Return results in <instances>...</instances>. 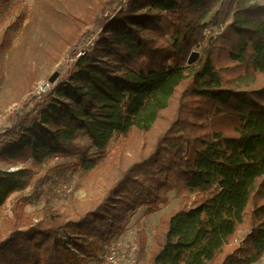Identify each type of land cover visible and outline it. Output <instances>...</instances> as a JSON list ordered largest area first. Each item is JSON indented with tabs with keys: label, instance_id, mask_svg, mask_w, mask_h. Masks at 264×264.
I'll use <instances>...</instances> for the list:
<instances>
[{
	"label": "trees",
	"instance_id": "obj_1",
	"mask_svg": "<svg viewBox=\"0 0 264 264\" xmlns=\"http://www.w3.org/2000/svg\"><path fill=\"white\" fill-rule=\"evenodd\" d=\"M12 1L0 0V17ZM105 10L94 44L6 115L0 136L11 140L0 157L44 171L0 170V208L14 192L32 186L39 196L57 175L95 169L118 136L160 132L90 210L48 211L11 229L0 264L96 261L130 215L157 211L169 191L192 203L162 215L150 243L137 229L134 264L256 261L264 251V0H109ZM24 19L7 27L17 31Z\"/></svg>",
	"mask_w": 264,
	"mask_h": 264
},
{
	"label": "rangeland",
	"instance_id": "obj_2",
	"mask_svg": "<svg viewBox=\"0 0 264 264\" xmlns=\"http://www.w3.org/2000/svg\"><path fill=\"white\" fill-rule=\"evenodd\" d=\"M108 1H12L7 14L0 17V127L6 124V115L29 94H38L51 87L48 77L52 73L57 72L55 80L58 79L71 68L84 49L94 44L99 33L97 17L106 11ZM22 13L25 19L19 30L7 27ZM229 18L230 13L227 12L225 21ZM192 51L199 53V48ZM45 84L46 89H42ZM159 132L160 128L154 127L147 133L131 131L127 136H118L111 141L109 158L101 165L90 171L76 169L57 175L39 196H35L32 186L22 192L12 193L0 208V239L13 228L21 229L28 223L44 220V213L48 211L56 210L65 218H75L90 210L123 170L148 154ZM10 138L0 136V150ZM80 142L88 144L85 138H81ZM54 160L51 158L50 164ZM32 166L31 159L10 162L0 157V170L28 167L33 169L34 176L44 171V164ZM191 203L192 195L186 197L169 191L168 202L157 211L147 213L145 207H140L130 215L124 232L108 243L103 251L112 244L118 264H134L137 229H143L150 243L153 230L162 215L171 214ZM94 262L87 260L84 264ZM137 264L149 262L145 258ZM250 264H264V251Z\"/></svg>",
	"mask_w": 264,
	"mask_h": 264
},
{
	"label": "built area",
	"instance_id": "obj_3",
	"mask_svg": "<svg viewBox=\"0 0 264 264\" xmlns=\"http://www.w3.org/2000/svg\"><path fill=\"white\" fill-rule=\"evenodd\" d=\"M42 87H43L42 89H46L47 84H45ZM94 264H118V259L116 257V251H115L114 246L111 244L105 251H103L99 259L96 260Z\"/></svg>",
	"mask_w": 264,
	"mask_h": 264
},
{
	"label": "water",
	"instance_id": "obj_4",
	"mask_svg": "<svg viewBox=\"0 0 264 264\" xmlns=\"http://www.w3.org/2000/svg\"><path fill=\"white\" fill-rule=\"evenodd\" d=\"M198 55L199 53L197 51H191V53L189 54L188 56V59H187V63L188 64H191L193 62H195L198 58ZM58 73L57 72H54L52 73L49 77H48V81L53 83L55 78L57 77Z\"/></svg>",
	"mask_w": 264,
	"mask_h": 264
}]
</instances>
